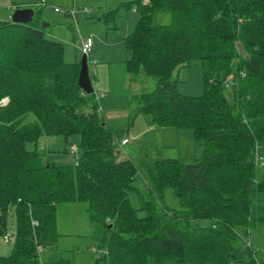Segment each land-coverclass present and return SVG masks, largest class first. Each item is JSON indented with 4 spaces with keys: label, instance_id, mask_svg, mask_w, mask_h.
<instances>
[{
    "label": "trees",
    "instance_id": "16d2710c",
    "mask_svg": "<svg viewBox=\"0 0 264 264\" xmlns=\"http://www.w3.org/2000/svg\"><path fill=\"white\" fill-rule=\"evenodd\" d=\"M126 8L139 16L123 40L126 72L155 80L135 96L137 113L189 128L203 146L200 160L163 159L149 171L156 192L171 189L182 209L133 187L135 166L115 160L96 96L78 86L80 63L64 62L62 44L45 37L33 10L30 24L0 21V238L15 218L13 249L0 264H73L60 251L44 262L36 253L59 240L60 203L87 205L100 240L96 264H264V250L255 256L239 246L247 229L264 224V206L253 203L264 190L256 163L264 158V0H132ZM156 9L171 15L169 26L153 24ZM194 60L203 94L187 97L174 73ZM43 136L77 137L73 164L43 162L27 149Z\"/></svg>",
    "mask_w": 264,
    "mask_h": 264
},
{
    "label": "rangeland",
    "instance_id": "374dc122",
    "mask_svg": "<svg viewBox=\"0 0 264 264\" xmlns=\"http://www.w3.org/2000/svg\"><path fill=\"white\" fill-rule=\"evenodd\" d=\"M132 0H0V21L10 20L16 7L29 5L30 9L40 11V17L48 24L45 37L63 46V59L66 63H80L83 54L79 49L80 42L91 39L92 51L86 55L89 74L96 82L93 85L98 102V115L112 131L115 160H129L136 168L133 187L153 192L173 211L182 209L181 203L171 189L161 193L150 185L149 171L153 170L156 161L176 159L182 163H192L202 159L203 146L194 137L189 128L157 125L151 116L137 113L138 102L135 96L150 92L155 80L146 77L142 72L134 76L126 72V63L131 60L123 44L124 38L135 28L139 16L134 8H126ZM60 10L59 13L54 9ZM36 15L33 16V18ZM155 26H169L172 17L169 13L156 9L152 15ZM42 24V25H43ZM178 79L177 91L187 97H198L203 94L200 62L194 60L187 67L175 71ZM226 90L230 98L231 89ZM134 96V97H133ZM7 102V101H5ZM129 143L120 145L123 137ZM78 138L68 143L60 137H41L37 145L28 144L27 149L37 151L43 162L57 165L73 164L75 156L70 154V147L77 146ZM257 166H264V158L257 157ZM259 173H262L260 170ZM260 180H256L258 183ZM264 193L263 188H261ZM256 193L253 203L256 207L264 206V194ZM129 201L134 209L139 208L137 196L129 192ZM144 217L145 212H139ZM57 244L46 248L39 255L44 262L58 251L64 257L72 259L73 264H96L101 256L99 251V234L97 226L91 223L84 203H60L56 205ZM207 226L208 221L198 222ZM8 230L14 232L15 218L11 213L8 218ZM248 236L239 243L246 252L254 250V255L264 250V224L251 227ZM242 234L244 227L237 228ZM13 243H5L0 238V256L11 255ZM96 249V252H92ZM257 252V253H256ZM257 258V257H256Z\"/></svg>",
    "mask_w": 264,
    "mask_h": 264
},
{
    "label": "water",
    "instance_id": "95a60500",
    "mask_svg": "<svg viewBox=\"0 0 264 264\" xmlns=\"http://www.w3.org/2000/svg\"><path fill=\"white\" fill-rule=\"evenodd\" d=\"M34 12L30 8H23L15 10L10 21L15 24H30L33 21ZM48 24H43L42 28L47 27ZM78 86L87 95L93 94L94 90L91 84V79L89 77L88 62L86 55L82 56L80 61V69L78 74Z\"/></svg>",
    "mask_w": 264,
    "mask_h": 264
},
{
    "label": "built area",
    "instance_id": "2783aa9c",
    "mask_svg": "<svg viewBox=\"0 0 264 264\" xmlns=\"http://www.w3.org/2000/svg\"><path fill=\"white\" fill-rule=\"evenodd\" d=\"M46 2H49L50 0H45ZM54 12L56 13H59L60 10L55 8L54 9ZM92 48H93V42L91 39H86V40H83L81 41V44H80V51L83 55H88L91 51H92ZM129 143L128 139L127 138H123L121 141H120V145L121 146H125ZM70 154L71 155H74L75 158L77 156V149L75 146H71L70 147ZM32 226H36L37 223L36 221H32L31 222ZM14 239H15V233L14 232H11V231H7L3 236H2V240L5 242V243H9V242H14ZM44 251V249L42 247H37L36 249V253L37 255L39 256L41 254V252Z\"/></svg>",
    "mask_w": 264,
    "mask_h": 264
},
{
    "label": "crops",
    "instance_id": "0c3cea01",
    "mask_svg": "<svg viewBox=\"0 0 264 264\" xmlns=\"http://www.w3.org/2000/svg\"><path fill=\"white\" fill-rule=\"evenodd\" d=\"M23 8H30V6H29V5H28V6H27V5H22L21 7H16L15 10H17V9H23ZM15 10H14V11H15ZM11 14H12V13H11ZM10 16H11V15H10ZM43 21H44V20H43ZM44 22H45V21H44ZM47 33H48V32H47ZM80 43H81V42H80ZM78 47H79V49H80V44H79ZM92 49H93V48H92ZM88 70H89V69H88ZM89 77H90V79H91V84H92V87H93V85H95L96 80H95L92 76H90V74H89ZM93 90H94V89H93ZM133 97H134V96H133ZM134 99H135V98H134ZM123 138H127V137L124 136ZM123 138H122V139H123ZM96 251H97L96 249H92V252H96Z\"/></svg>",
    "mask_w": 264,
    "mask_h": 264
}]
</instances>
